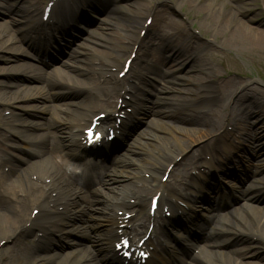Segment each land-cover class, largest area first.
Returning <instances> with one entry per match:
<instances>
[{
	"label": "bare ground",
	"instance_id": "obj_1",
	"mask_svg": "<svg viewBox=\"0 0 264 264\" xmlns=\"http://www.w3.org/2000/svg\"><path fill=\"white\" fill-rule=\"evenodd\" d=\"M22 1L23 5L20 3H14V5L11 0H0V12L17 18L10 17L8 22L0 23V52L8 54L7 57H1L2 62L9 63L15 62L18 58H28L32 63L19 62L17 64L15 62L10 66L16 71L23 70L24 77L36 83V85L22 87L23 94L20 95L18 93L20 85L8 80H0V104L4 105L6 110L7 108L12 109L9 117H0V129L2 130L0 131V264H42L37 261L34 249L42 247L43 241L52 235L64 238L77 236L81 240L88 239L89 244L92 245L91 247L84 245L83 252H78L77 248H73L62 254V258L58 259L56 264H123L113 250L112 244L121 235H128L132 230L135 231L134 236L138 234L139 229L146 231L151 217L148 213L150 198L155 193H160L155 212L156 218H162L161 212L166 207L167 211L173 214V218L170 217L172 220H168L179 221L181 214L179 215L178 212H184V207L178 202H184L187 205L184 194L176 186H172L166 193L161 190L162 184L157 180L160 171L168 172L167 180L171 185L182 183L183 177L191 169H198L200 163L208 174H211L214 165L211 159L213 155L221 151L222 155H226L228 151L225 150L231 149L235 140L251 159L256 158L258 154H264V90L255 85H242V81L234 76L233 68H229V72H220L217 68L208 65L204 55L217 60L211 54L212 51L200 54V51L209 44H218L256 64L261 63L264 60V17L259 19L256 16L260 12L264 15V0H212L209 2L189 0V4L199 16V31L189 32L178 22L171 21L168 31L162 30L151 39L140 37L136 28L138 26L141 30L145 29V34L149 37L150 28L144 26L147 18L142 21L141 16L143 10H146L147 17H152V22H156L163 17L158 8L143 9L139 5V10H134L130 4L119 3L120 0H68L69 3L82 1V7L90 12L95 11V4L105 3L109 9V16L113 18L101 20L106 25L101 30L107 31L96 34L95 31L88 30L87 36H84L83 41L69 54L71 60L62 63L63 67L66 66L70 70L57 69L58 75L55 76L61 78L60 81H64L63 78L68 79L70 80L68 82L72 83L71 86L79 87L81 97L75 101L54 103L53 106L51 105L52 98L60 92L70 90V87L56 88L59 86L57 82L50 79V75L47 77L45 71L39 66L44 64V54L28 48L31 52L26 50L22 44L27 36H16L14 26L24 24L27 34H30V41L32 37L36 39L43 34H49L52 38L54 36L51 31L55 30H59L61 34V37L59 34L56 35L55 39H62L67 29L71 32L73 23L61 22L49 26L47 30L32 16L36 5H44L46 0H21V3ZM250 1L259 4V7L253 5L255 7L253 10L257 12L252 14H250L252 10L249 6ZM67 7L70 13L74 10L72 6L67 5ZM79 11L85 13L87 10L79 9ZM119 20H123L124 24ZM79 22L81 26L82 22L80 20ZM118 30L123 31L124 34ZM204 34L208 37L203 36ZM90 43L105 48V51L89 46ZM39 45L44 51L48 49L45 48V43L39 42ZM151 46L158 47L168 55H165L162 60L146 65L144 72L134 73L131 76L134 82L129 88H125L115 76L114 70L121 63L123 67L126 60L121 61L128 49L130 53L134 49L138 53L131 63L147 62L151 59L152 50H149ZM92 54L100 60L95 58L90 60L89 55ZM165 60L171 61V65L178 69L183 68L185 75L191 72L187 78L200 87V89L189 92L194 97L179 99L183 104L179 111L181 112L182 109L186 112L183 116L177 115L175 118L177 122L184 123L185 121L195 125V129H190V131H193L192 135L196 137L188 135L189 143L182 142L181 145L180 142L177 143L181 149L174 154L173 147L168 143L162 144L165 152L160 149L156 152L148 151L147 144L152 145V141H158L159 138L153 131L140 132L141 136L138 138H142L139 140L135 137L131 138L133 139L131 143L136 140L137 142L132 144L129 142L128 145H131L126 155L141 154L145 159L144 154L149 152L152 156L150 163L148 165L138 164V168L143 170L141 174H138L130 171L129 167L124 171L123 167H127L130 161L124 164L116 162L117 164L115 163L113 167L104 172L105 178L100 182L108 192L116 193L115 189L118 186L126 187L128 195L118 193L119 197L112 193V195L104 193L108 195L104 196L105 199L98 198L97 192L89 188L92 178L88 175L67 178L63 170H59L61 163L55 159L52 161V157L57 158L62 153L63 159H66L72 156L70 152L80 151L84 147L80 140L82 130L89 125L91 118L96 114L105 113L104 118L100 120L101 126L107 125L112 128L114 138L120 139L127 119L138 110L142 99L141 95H135L134 92L143 91L146 85L151 84L150 81L158 84L164 80L165 75L162 70ZM78 62H86L87 66L81 67ZM3 65L0 64V74H3L5 78H10L12 75ZM210 83L213 85L210 86ZM45 85L53 89L52 95L43 88ZM12 88L17 91L10 93ZM85 88L94 89L95 92L89 95L83 91ZM186 93L185 91L184 94ZM115 97H121L124 102V106L120 105L117 110V102L114 103ZM127 109H131V113H128ZM19 110L27 113V117L23 118L19 113H13ZM92 111H98V113L94 114L84 126L83 116ZM33 112H36L41 119H28ZM115 112L123 114V118L117 125ZM1 113L0 110V116ZM252 117L253 120H251ZM44 119L51 121L56 131L32 132L35 130L33 128H44L46 125ZM172 128L179 133L189 130L173 125ZM202 137L206 138L205 143L192 146ZM247 139L253 140L252 146L248 149L242 147L241 144ZM20 141L43 142L45 148H39L35 152L37 159L34 162L23 166L14 157L17 155L16 152H23L24 146L20 144ZM97 150L98 148L94 149L96 158L89 170L91 175L102 168ZM166 152L171 153V156H167ZM204 152L210 156L206 158L203 155ZM180 153L183 155L176 161L177 154ZM22 160L25 159L22 158ZM138 160L137 162L133 160V162L138 163ZM170 164L173 165L169 167ZM258 172V169H241L244 178H247L246 174H249L251 182L257 183V187L234 186L231 189L232 194L237 196V200H241L239 208L244 209L246 215H238L236 210L232 209L222 216L216 214L215 210L212 211L214 203L209 205L210 215L207 217V222L212 224L216 221L220 225L213 224L209 235L203 237L204 243L201 250L203 255H207V259L195 256L190 260L182 259L179 250L184 245L178 242L176 247L166 248L162 254L154 255L148 263L166 264L172 259L179 258L181 264H264V262L247 260L252 257H258L259 261L264 260V244L261 243L264 240V216L261 214V208L253 205L257 198L264 195V180L255 176ZM226 173L230 172L227 170ZM162 176L163 174L160 178ZM203 176L200 172L196 176H189L188 181L185 182V188L200 187L204 184L208 190H220L222 186L212 181V177H209L207 182ZM129 178L144 181L148 178L150 181L132 185L124 182ZM150 192L153 194L146 207L147 194ZM127 197L133 199L134 202L130 203ZM30 208L38 209L36 216H30L28 210ZM115 209L123 210L122 215L119 216ZM73 212L83 214L78 224L73 221ZM97 212H99L98 216L93 215ZM125 213H132L131 218L125 220L123 218ZM100 215L102 218L97 220ZM200 218L197 215L195 219L188 222L192 228L202 230L204 233L206 230L198 223ZM136 219H139V222L134 225ZM166 219L163 217V220ZM120 224L124 226L120 227ZM187 225L188 223L185 227ZM97 228L104 230L105 233L94 235L93 231ZM185 231L187 232V229ZM155 233L153 232L152 235L155 236ZM28 234H33L34 239H26ZM254 238H256L255 241ZM81 240L74 239L68 242L75 246L79 244L77 241ZM184 242L188 247L194 246L193 240L192 242L184 240ZM232 242H238L241 246L228 251L226 248Z\"/></svg>",
	"mask_w": 264,
	"mask_h": 264
},
{
	"label": "rangeland",
	"instance_id": "obj_2",
	"mask_svg": "<svg viewBox=\"0 0 264 264\" xmlns=\"http://www.w3.org/2000/svg\"><path fill=\"white\" fill-rule=\"evenodd\" d=\"M206 1L209 2L212 0H206ZM11 2L12 4L14 3L21 4V0H11ZM189 2H190L189 0H120V3L130 4V7L134 10L135 9L139 10L138 6L141 5L143 9L158 8L162 12L163 17L161 19H159L156 22L154 21L151 22V25L149 24V28L152 33V34L151 33L149 34V37L146 36L144 30L140 31V27L137 26L136 28L137 33H139L140 37H143L145 39H151L155 37L158 34V32H161L162 30L168 31V25L171 21L178 22V24L183 26L184 29L189 32L197 33L199 31V28H198L199 16H197L196 10L193 7H191ZM250 3L251 4H249V6L252 7L250 14H252L255 11L257 12V10H253L255 9L253 5H257V7H259L258 2L256 3V2L250 1ZM96 6L97 7L95 9V12H91L88 16L83 17V23L81 24L79 29L71 30L72 33L67 36V44L64 45L61 50H58L57 53L53 54L54 61L42 67V69L45 71L46 76L48 77L50 75V79L56 80L58 82L60 81L61 78L55 76V75H58V72H57L58 68H61L63 70H70L66 66L63 67L62 63H64L65 61L71 60L69 59V54L74 50V48L77 47V45L80 42L83 41V37L87 36V34L89 33L88 30L95 31L96 34L101 31H107V30H101L102 28L104 29L106 26L105 24L101 22V20L111 19L113 17L109 16V11H108L109 9H107V4L96 5ZM146 16H147L146 10H143L141 20L143 21L144 18H146ZM10 17L16 18V17L11 16V14L6 15L0 12V23L8 22L10 20ZM256 17L261 19L264 17V15L260 12L257 14ZM119 22L124 24L123 20L121 21L119 20ZM18 28L19 30H17ZM14 29L17 30V32L19 31V33L21 34L24 27L21 24H18L14 26ZM118 32L124 34L123 31L118 30ZM203 36L208 37L207 34H204ZM89 46L94 47L95 49H98L101 51H105V48L99 47V45H96V44L90 43ZM149 49L153 51L151 54V57H152V59H150L151 61H147L146 63L141 62L140 69L137 71L143 72L144 66L151 65L154 61H158L160 60L161 57L168 55L167 52L165 53L164 51L159 50L155 46H151ZM208 51H212L211 54L216 57L215 59H217V60H214L210 56L204 55L205 62L208 65L217 68L220 72H229V68H233L235 71L234 76L242 81V85L244 84H247L249 86L255 85L259 87L261 90H264V60L261 61V63L256 64L252 62L251 60H249L248 58L238 55L237 53L227 48H223L219 46L218 44H209L208 47L206 46L200 51V54H202L203 52L207 53ZM129 55H130L129 50H127L125 57H129ZM7 56H8L7 53L0 52V64H4L3 66L7 67L8 69L7 72L12 76L10 78H5L3 74H0V80L1 81L8 80L10 82H14L20 85L21 88L18 89V93L21 95L23 94L22 87L36 85V83L24 77L23 76L24 73L22 72L23 70L16 71V69H12L10 65L15 62L18 64L19 62L31 63V61H29L28 58H24V59L18 58V59H15V62L14 61L9 62V63L2 62L3 60L1 59V57L3 58ZM94 58L97 60H100L94 54L89 55L90 60ZM163 63H164L163 74L165 75L164 80L160 83L158 82V84L157 82L155 84V82L150 81L151 84L146 85L143 91L136 90L135 95H141V98H142L139 104L138 110L136 111L135 114L132 115V119L128 120V125L122 135V138L117 139V141L113 145L111 144L109 148L107 149V151L105 152V154L103 155V165H104L105 170L114 166L116 162L118 163L120 162V164H124L130 161L127 164V167H123L124 171H125V168L127 169L129 167L130 171H135L138 174L139 173L141 174L143 172L142 169L138 168L139 167L138 164L148 165L152 159L151 153L149 152H147V154L143 153L146 156L145 159L144 157H142L141 154L137 155L135 153L134 154L129 153L128 155H126V151H128V148H130V145L132 143L137 142L136 140L131 143V141L133 140V139L131 140V138H134V137L138 138L139 136H141L139 135L140 132L142 133L143 131H153L154 134H157V137L159 138L158 141H152V145L147 144L146 147L148 151L156 152L160 149V151L165 152L163 145L168 143V145L170 144L173 147L172 152L175 154L179 152L181 149L177 143L180 142V145L182 142L189 143L190 139L188 135H192L193 133V131H190V129H195L196 126L195 125L193 126L190 123L185 122V121H183L184 123L177 122L175 118L177 115L183 116L184 113L186 112L185 110H182V109H181V112L179 111V108L182 107L183 105L182 101L179 99L181 98L189 99V98L194 97L193 94H190L189 92L196 90V89H200V87L197 86L198 84L197 85L194 84L195 82H192L190 78H187V75L190 76L191 72L190 73L186 72L187 74L185 75V72H183L184 71L183 68H179L180 69L179 70L178 67L174 65L172 66L171 61L165 60V62ZM78 64L81 67L87 66L86 62L85 63L78 62ZM120 69L121 67H119L115 71V76L117 75V72ZM51 74H54V75H51ZM63 79L65 81V83H63L64 86H66V83L72 84L68 82L70 80L65 79V78ZM209 85L212 86L213 84L210 83ZM69 87L79 88L75 85L74 86L69 85ZM43 88L49 92L52 90L49 86H46V85ZM80 90L81 89H77V90L72 89L71 90L72 92L73 91L77 92L75 94L59 93L63 95L59 97H55L53 99V102L60 104V103H66V102L78 100L81 97V95L78 93ZM14 91H17V90H15L14 88L10 89V93H13ZM83 91L89 95L95 92L94 89L90 90L88 88H85V90ZM185 91L187 92L186 94H184ZM114 100L116 101V99ZM53 102L51 103L52 106L54 105ZM30 103H33V102H30ZM4 107H5L4 105L2 106L0 104V110L2 112L0 117H3V116L9 117L11 115L10 112L12 111V109L7 108L6 110V108ZM13 113H19L21 115L20 117H23V118L27 117V113L23 112L22 110H19L18 112H13ZM94 113L96 112H88L83 117L85 119H88V117H90ZM28 119L30 120L39 119L40 120L41 118L39 115H36V112H33V114H31V116L28 117ZM44 120L46 121V119ZM251 120H253V117L251 118ZM172 125L176 127H183L184 129L186 130L189 129V130L179 133L172 128ZM159 128H162V129H159ZM33 129L35 130H32V132H36V131L41 132L43 130L41 127L38 128L39 130L36 128H33ZM0 131L2 130L0 129ZM192 136L196 137L194 135ZM141 138L142 137L138 138V140ZM129 142L131 143L130 145H128ZM205 142H206V138L202 137L197 143H194L192 146H196V145H199ZM20 144L24 145L22 142ZM241 144H242V147L248 149L252 146L253 140L247 139L246 141H242ZM16 153L17 155H15L14 157L20 160L24 165H26L25 161L31 162V161H34V159L36 158L35 155L31 154L32 151L21 152V153L18 151ZM170 154L171 153L166 152L167 156H171ZM182 155L183 153L177 154V157L180 158ZM219 156L221 158H219ZM22 158H24L25 160L24 161L21 160ZM118 159L119 161H117ZM132 159L135 162H137V159H139L138 163H134ZM214 163H215V168H214V171L211 173V176H210L212 177L211 180L214 181L215 183H220L224 187V189L229 190L231 187H234V186H241L244 188L245 187L254 188L255 186H257V183H252L251 179L250 180L245 179V178L243 179V178H240L239 175L235 176L234 174H231V176H227V173H225L224 171L221 172L224 168H227V167H229L227 168L228 170L235 169L236 171H240V172L242 168L258 169L259 172L255 175L256 178L258 179L260 178V180H264V154H258L256 158L251 159V157L247 153H245L243 150L238 149V148H232V152L225 156L222 155V152H218L214 156ZM194 173H195V170L191 171L189 175H193ZM160 174L161 172L159 173L158 180L160 179ZM187 179L185 180V182L187 181ZM147 181H149L148 178H147ZM124 182H129L132 185H135V184L140 185V184L146 183V181L138 179V178L132 179V180L129 178L125 180ZM162 183L166 187H168V183L166 182H162ZM182 185L183 184H181L179 187H181ZM91 188L92 190L98 193V198L103 197L105 199L104 196H108L107 194L110 195L111 193L119 197L120 195H118V193L121 195H124L127 193L128 195V189H126V187L118 186V188L115 189L116 193L108 192L105 186L101 185L99 182H95L94 184L91 185ZM198 190L199 189H196L193 192L187 190L184 192V194L188 199H190L192 208L196 209L198 212L203 213L204 215L209 214V212L205 213L206 203L200 202L199 199H197V195L201 194V192H199ZM103 192L107 194L103 195L102 194ZM215 194H216L215 192L210 193L207 191V194L204 196L213 198ZM149 196L150 194L147 196L146 204H148ZM215 199H217V197ZM127 200H129V198ZM130 200L133 201V199H130ZM240 203H241V200L240 201L237 200V198L232 195L231 198L226 203L221 204L219 206L217 212L223 216L224 214H226V212H230L232 209H235L238 215H246V211H244V209L239 208ZM253 205L261 208V214H263L264 216V195L257 198L253 202ZM201 206H203L204 208H201ZM28 210L30 211L31 208ZM117 212L122 213L123 211L117 210ZM73 214H74L73 221L75 224H78L80 221V217L83 214L81 212H73ZM93 215L98 216L99 212L94 213ZM217 224L220 225L219 222H216V225ZM190 237L193 239V241L196 244L194 247L190 248V250L185 251L182 257L186 259L188 258L190 259L191 255H194L195 257H198L201 259L203 258L207 259L206 257L207 255L205 254L203 255V252L200 247L202 246V243H203L202 234L199 232L193 231ZM253 240L255 241L256 238H254ZM50 241H51V245L49 247H42L38 251V254L40 255V259L44 263L55 264V262H53L54 260L50 261L48 260V258L54 256V254L61 255L66 252H69L74 247V246L66 244V241H72L71 238L50 239ZM83 243L84 245L88 244L86 241ZM261 243L264 244V240ZM84 245L82 244L77 245L78 246L76 247L77 251L83 252L84 249L82 246ZM239 246L241 245L238 244V242H232L231 245L227 246L226 249L229 251L231 250V248H234V247L237 248ZM247 260L258 262V263L264 262V260L259 261L258 257L247 258ZM173 264H177V263H173Z\"/></svg>",
	"mask_w": 264,
	"mask_h": 264
},
{
	"label": "snow or ice",
	"instance_id": "obj_3",
	"mask_svg": "<svg viewBox=\"0 0 264 264\" xmlns=\"http://www.w3.org/2000/svg\"><path fill=\"white\" fill-rule=\"evenodd\" d=\"M123 74H124V73H121V75H123ZM88 131H89V137L91 138L92 135H93V134H92V131H91V129H89ZM97 138H98V136H97ZM123 243H124V244H127V241H125V242H123ZM120 246H121L120 244H117V245H116L117 248H119ZM126 255H127V253H126Z\"/></svg>",
	"mask_w": 264,
	"mask_h": 264
}]
</instances>
